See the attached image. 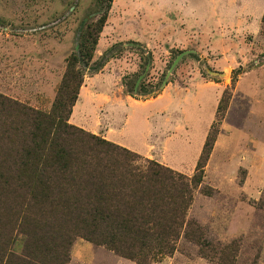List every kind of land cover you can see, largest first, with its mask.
<instances>
[{"label": "rangeland", "instance_id": "374dc122", "mask_svg": "<svg viewBox=\"0 0 264 264\" xmlns=\"http://www.w3.org/2000/svg\"><path fill=\"white\" fill-rule=\"evenodd\" d=\"M105 9L0 0V264H139L93 221L103 170L123 165L124 149L133 168L152 161L191 179L214 131L173 251L152 243L148 264H264V0H114L92 62L75 68L74 129L56 130L41 115L66 100L69 61ZM138 45L153 57L150 88L170 82L156 99L127 92L145 64ZM57 150L76 157L69 174L54 173Z\"/></svg>", "mask_w": 264, "mask_h": 264}, {"label": "trees", "instance_id": "16d2710c", "mask_svg": "<svg viewBox=\"0 0 264 264\" xmlns=\"http://www.w3.org/2000/svg\"><path fill=\"white\" fill-rule=\"evenodd\" d=\"M102 2L106 5V9L99 20L88 28L81 43L79 58L75 55L69 61L68 72L63 82V88L68 94L66 100L59 104L49 116L41 115L44 122H50L53 116L56 117L59 121L54 127L56 130L74 129L68 125V122L72 115V108L78 100L80 89L84 84V73L75 68L79 64L87 68L92 62L99 36L107 23L114 0H102ZM141 48L145 56V64L141 66L143 72L137 76L138 81H130L125 84L127 92L130 97L136 100L156 99L170 82L166 80L157 88H150L151 84L149 81L147 83L146 79L150 76L149 71L153 64V57L147 49ZM219 110L221 111V107ZM218 134V131H214L209 135L197 166L198 174L191 179L162 168L152 161H146L147 169L142 172L139 168L130 166L132 163L130 153L127 150H121L119 156L124 158L123 162L121 161L123 165L117 161L116 164L102 172L107 179L106 183L100 187L101 192L107 197L105 205L102 209L93 211L94 223L99 228L104 227L110 232V240L106 241L104 245L139 264H148L154 242L171 254L172 244L178 239V232L186 223V215L193 200V190L203 181L205 168ZM87 139V142L95 141L106 144L105 141H100L94 136H89ZM116 149L118 150V148ZM70 156L64 150L55 152L52 156L56 165L54 173L69 174L70 164L76 159V157ZM83 157H85L84 154ZM87 158H89L88 154ZM124 166L125 171H119ZM42 177L48 178L49 173L43 172ZM124 214H127V217ZM125 236L129 239L126 246L119 241L120 237Z\"/></svg>", "mask_w": 264, "mask_h": 264}, {"label": "crops", "instance_id": "0c3cea01", "mask_svg": "<svg viewBox=\"0 0 264 264\" xmlns=\"http://www.w3.org/2000/svg\"><path fill=\"white\" fill-rule=\"evenodd\" d=\"M86 95H88V94H86ZM86 97H87V96H86ZM204 139H205V138L202 137V140H201L200 144H198V145L196 144V145H197V148H201ZM120 144H123L124 146H127L128 148H131V149H133L134 151L141 152V151H139V150H137V149H135V148H133V147H131V146H128V145H126V144H124V143H120Z\"/></svg>", "mask_w": 264, "mask_h": 264}]
</instances>
